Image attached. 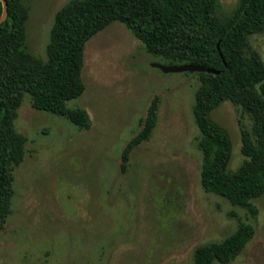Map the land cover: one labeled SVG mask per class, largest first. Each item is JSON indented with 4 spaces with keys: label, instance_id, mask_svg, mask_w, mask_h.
<instances>
[{
    "label": "rangeland",
    "instance_id": "obj_1",
    "mask_svg": "<svg viewBox=\"0 0 264 264\" xmlns=\"http://www.w3.org/2000/svg\"><path fill=\"white\" fill-rule=\"evenodd\" d=\"M71 0H33L27 22L31 52L46 59L56 14ZM237 0H221L231 10ZM264 61V34L250 38ZM126 27L113 23L85 48L84 94L67 103L92 121L79 130L66 118L36 110L25 96L15 121L27 137L14 172L12 214L0 231V264H193L198 246L235 232L239 220L256 233L230 264H264V195L258 215L207 193L194 118L198 76L164 73ZM160 97L152 138L122 153ZM231 136V169L244 161L240 120L226 102L211 113ZM219 264V263H217Z\"/></svg>",
    "mask_w": 264,
    "mask_h": 264
},
{
    "label": "trees",
    "instance_id": "obj_2",
    "mask_svg": "<svg viewBox=\"0 0 264 264\" xmlns=\"http://www.w3.org/2000/svg\"><path fill=\"white\" fill-rule=\"evenodd\" d=\"M6 1L8 16L0 26V231L12 214L14 172L26 155L27 137L15 127L25 96L36 110L90 130L88 113L69 109L67 103L86 90L82 75L87 44L113 23L124 25L144 51L165 65L196 64L217 71L191 73L200 81L193 113L203 156L201 184L207 193L258 215L255 200L264 195V61L249 40L264 34V0H237L229 11L221 0H71L55 16L46 59L28 48L33 0ZM2 9L0 1V18ZM226 102L251 121L247 127L240 120L244 161L237 169L230 167L231 136L211 117ZM159 106L155 96L140 120V131L122 153L123 172L132 152L151 140ZM255 233L252 224L239 220L237 230L222 241L198 246L193 264H230Z\"/></svg>",
    "mask_w": 264,
    "mask_h": 264
},
{
    "label": "water",
    "instance_id": "obj_3",
    "mask_svg": "<svg viewBox=\"0 0 264 264\" xmlns=\"http://www.w3.org/2000/svg\"><path fill=\"white\" fill-rule=\"evenodd\" d=\"M3 3V14L0 18V26L6 21L8 16V3L6 0H0ZM219 48V45H218ZM156 67L159 68L164 73H194V72H207L216 74L217 71L208 69L206 67H202L196 64H184V65H163V64H156Z\"/></svg>",
    "mask_w": 264,
    "mask_h": 264
}]
</instances>
